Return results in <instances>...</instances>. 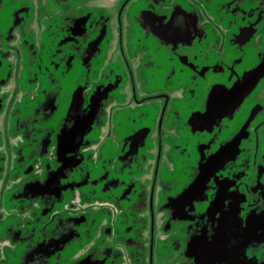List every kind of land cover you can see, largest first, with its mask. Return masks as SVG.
Returning a JSON list of instances; mask_svg holds the SVG:
<instances>
[{
    "label": "flooded vegetation",
    "instance_id": "af4514ba",
    "mask_svg": "<svg viewBox=\"0 0 264 264\" xmlns=\"http://www.w3.org/2000/svg\"><path fill=\"white\" fill-rule=\"evenodd\" d=\"M0 264H264V0H0Z\"/></svg>",
    "mask_w": 264,
    "mask_h": 264
}]
</instances>
